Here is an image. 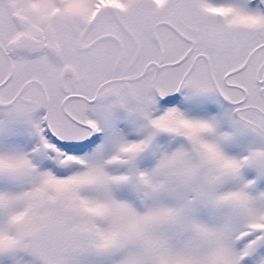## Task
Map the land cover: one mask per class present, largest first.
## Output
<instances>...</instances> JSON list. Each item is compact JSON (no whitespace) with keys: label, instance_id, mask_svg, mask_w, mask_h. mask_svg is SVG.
<instances>
[{"label":"snow or ice","instance_id":"1","mask_svg":"<svg viewBox=\"0 0 264 264\" xmlns=\"http://www.w3.org/2000/svg\"><path fill=\"white\" fill-rule=\"evenodd\" d=\"M0 264H264V0H0Z\"/></svg>","mask_w":264,"mask_h":264}]
</instances>
